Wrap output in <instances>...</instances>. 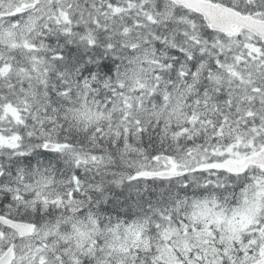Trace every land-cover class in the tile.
<instances>
[{"label": "snow or ice", "instance_id": "6c2138e0", "mask_svg": "<svg viewBox=\"0 0 264 264\" xmlns=\"http://www.w3.org/2000/svg\"><path fill=\"white\" fill-rule=\"evenodd\" d=\"M0 264H264V0H0Z\"/></svg>", "mask_w": 264, "mask_h": 264}]
</instances>
